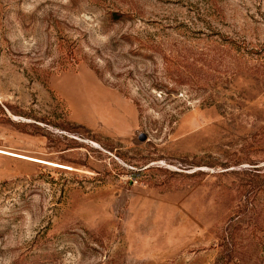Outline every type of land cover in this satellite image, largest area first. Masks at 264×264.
I'll use <instances>...</instances> for the list:
<instances>
[{
    "label": "rangeland",
    "instance_id": "1",
    "mask_svg": "<svg viewBox=\"0 0 264 264\" xmlns=\"http://www.w3.org/2000/svg\"><path fill=\"white\" fill-rule=\"evenodd\" d=\"M0 107V264H264V0H0Z\"/></svg>",
    "mask_w": 264,
    "mask_h": 264
},
{
    "label": "trees",
    "instance_id": "2",
    "mask_svg": "<svg viewBox=\"0 0 264 264\" xmlns=\"http://www.w3.org/2000/svg\"><path fill=\"white\" fill-rule=\"evenodd\" d=\"M167 59V58H166ZM0 113H3V114H5L4 113V110L0 107Z\"/></svg>",
    "mask_w": 264,
    "mask_h": 264
}]
</instances>
